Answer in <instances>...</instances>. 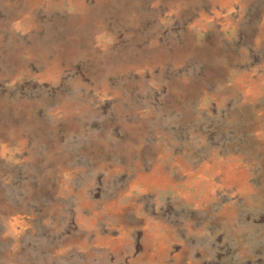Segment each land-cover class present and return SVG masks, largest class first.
<instances>
[{
	"label": "rangeland",
	"instance_id": "374dc122",
	"mask_svg": "<svg viewBox=\"0 0 264 264\" xmlns=\"http://www.w3.org/2000/svg\"><path fill=\"white\" fill-rule=\"evenodd\" d=\"M0 264H264V0H0Z\"/></svg>",
	"mask_w": 264,
	"mask_h": 264
}]
</instances>
